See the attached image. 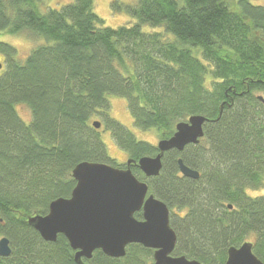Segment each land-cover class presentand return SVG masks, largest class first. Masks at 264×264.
<instances>
[{
  "label": "trees",
  "instance_id": "1",
  "mask_svg": "<svg viewBox=\"0 0 264 264\" xmlns=\"http://www.w3.org/2000/svg\"><path fill=\"white\" fill-rule=\"evenodd\" d=\"M136 1L118 7L136 21L110 27L94 0L59 8L44 0H0V31L47 40L24 61L0 43L7 66L0 77V237L12 247L0 264H77L65 236L47 242L27 219L71 195L72 169L81 161L122 167L108 156L94 117L128 158L158 153L111 116L109 95L126 98L135 126L156 128L161 138L193 114L208 118L198 144L165 153L158 176L131 165L170 209L178 237L174 255L225 264L228 249L248 241L264 262V196L247 193L264 186V6L251 0ZM19 104L31 110L28 123ZM180 157L199 179L181 174ZM135 216L142 219V212ZM152 260V249L131 244L122 258L96 250L88 262Z\"/></svg>",
  "mask_w": 264,
  "mask_h": 264
},
{
  "label": "water",
  "instance_id": "2",
  "mask_svg": "<svg viewBox=\"0 0 264 264\" xmlns=\"http://www.w3.org/2000/svg\"><path fill=\"white\" fill-rule=\"evenodd\" d=\"M2 66L0 62V69ZM207 121L202 114L179 121L170 137L159 140L156 155H144L138 161L129 158L126 167L81 161L72 169L76 184L71 195L52 200L47 214L29 216V225L47 242L54 243L59 235L65 236L76 252L77 264H92L88 261L96 250L122 258L131 244L154 250L150 264H203L185 255H173L178 237L170 223V209L150 193L148 183L133 173L131 165H137L147 177L158 176L165 153H182L188 145L198 144L205 135ZM101 124L99 120L93 121L97 129ZM178 165L183 176L200 178V172L185 164L183 158L178 159ZM140 211L142 219L135 216ZM11 252L10 239L1 237L0 256H9ZM227 252L225 264H264L253 252L252 242L232 246Z\"/></svg>",
  "mask_w": 264,
  "mask_h": 264
},
{
  "label": "rangeland",
  "instance_id": "3",
  "mask_svg": "<svg viewBox=\"0 0 264 264\" xmlns=\"http://www.w3.org/2000/svg\"><path fill=\"white\" fill-rule=\"evenodd\" d=\"M71 1L73 0H44L45 6L56 8H59ZM136 2V0H94L97 14L105 21L106 25L110 27H117L123 24L135 22L136 20L132 16H130L125 10H120L118 7L121 5H135ZM251 2L253 4L255 3L264 6V0H251ZM144 30L157 31L164 29L163 27L144 25ZM46 42L47 40L42 36L31 37L25 33L12 34L8 31H0V43H4L13 47L16 50L15 58L20 61H24L27 57V54L30 53L36 46L45 44ZM4 57V53L0 51V62L4 63ZM6 68L7 66L4 63L2 69L0 70V77L5 73ZM108 98L111 104L110 114L113 118L126 126L135 135L137 140L157 146L159 140L161 139L159 130L156 128H152L150 130H141L137 128L128 108L126 98L118 95H109ZM17 110L23 121L28 123V121L31 120L32 115L28 105L19 104L17 106ZM94 120L103 122V120L98 116L94 117L93 121ZM98 130H100L101 139L107 147L108 156L115 160L117 165H123L127 163L129 159L128 154L117 145L111 131L107 129L104 124H102ZM247 193L252 197L264 196V186L255 189L250 188L248 189Z\"/></svg>",
  "mask_w": 264,
  "mask_h": 264
},
{
  "label": "flooded vegetation",
  "instance_id": "4",
  "mask_svg": "<svg viewBox=\"0 0 264 264\" xmlns=\"http://www.w3.org/2000/svg\"><path fill=\"white\" fill-rule=\"evenodd\" d=\"M122 167H126V163L123 164ZM173 255H174V253H173ZM175 256H176V255H175ZM153 260H154V250H153ZM153 260H152L151 262H153ZM151 262H150V263H151Z\"/></svg>",
  "mask_w": 264,
  "mask_h": 264
},
{
  "label": "bare ground",
  "instance_id": "5",
  "mask_svg": "<svg viewBox=\"0 0 264 264\" xmlns=\"http://www.w3.org/2000/svg\"><path fill=\"white\" fill-rule=\"evenodd\" d=\"M10 246H11V243H10ZM12 248V247H11Z\"/></svg>",
  "mask_w": 264,
  "mask_h": 264
}]
</instances>
